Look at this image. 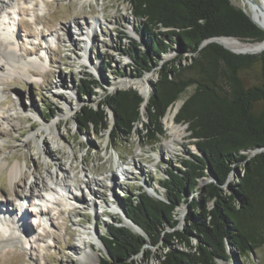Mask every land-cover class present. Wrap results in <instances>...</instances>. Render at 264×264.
<instances>
[{
    "label": "rangeland",
    "instance_id": "1",
    "mask_svg": "<svg viewBox=\"0 0 264 264\" xmlns=\"http://www.w3.org/2000/svg\"><path fill=\"white\" fill-rule=\"evenodd\" d=\"M232 1L251 13L244 0ZM7 2L9 6L0 10L3 47L8 42L2 39L1 32L16 26L19 57L27 62L36 58L44 66L39 70L37 64L36 67L29 65V71L38 72L10 73V76L7 72L0 80V198L13 209L19 204L17 198L28 195L24 207L28 212L24 219L28 231H21V239L0 249V258L6 251H16L8 256L6 263L0 264H102L106 248L99 236L106 233L107 224L116 220L128 225L122 198L133 194L137 200L136 194L142 189L158 195L159 191H151L155 186L157 190L162 189L159 180L166 175L167 168L181 167V158L198 149L190 144L187 125L175 121L177 110L173 111V107L168 113L174 115V120L164 117L166 134L155 144L145 142L137 133L116 142L111 134L112 111L107 130L81 131L78 127L76 116L80 109L88 102L95 105L107 93L131 86L144 96L146 90L149 97L153 92L150 84L157 79V72H146L137 78L131 58L115 49H132L134 38L142 43L141 50L147 49L139 32L140 21L131 15L127 0ZM88 30L94 38L84 41ZM48 38L55 44H48L47 48ZM176 54V51L165 54L161 62ZM182 63L186 60L182 59ZM86 72L92 73L103 85L97 88V96L78 92V80L86 77ZM245 77L247 84L259 82L255 72ZM192 91L190 87L179 102L182 104ZM143 113H146L145 108ZM170 123L182 127V135L174 141H171L174 135L170 132ZM14 166L18 167L15 177L11 176ZM64 166L69 173L68 182H78L77 187L72 188L78 200L68 196L70 184H57L58 187L50 183L48 173ZM85 172L91 178L88 184ZM237 174L235 171L231 180H235ZM45 184L51 191L42 189ZM33 194L44 195L42 205H35L40 199H35ZM198 195L199 192L191 194ZM0 204L6 207L3 202ZM34 207L44 211L32 212ZM61 210L63 213L58 215ZM17 211L20 212L13 210L14 214ZM189 211L185 202L178 208V228L183 229L188 224ZM8 230L7 224H0V231ZM86 233L91 236L87 238ZM145 247L153 251V256L147 259L143 251L137 256L138 264H160L163 244ZM229 250L233 258L225 264H264V247L248 255H240L232 247Z\"/></svg>",
    "mask_w": 264,
    "mask_h": 264
},
{
    "label": "trees",
    "instance_id": "2",
    "mask_svg": "<svg viewBox=\"0 0 264 264\" xmlns=\"http://www.w3.org/2000/svg\"><path fill=\"white\" fill-rule=\"evenodd\" d=\"M127 1L147 49L141 50L136 38L132 49H115L131 58L137 78L157 72L155 92L148 99L132 86L107 93L80 109L78 127L107 130L112 111L116 142L137 133L155 144L166 134L163 119L169 109L193 87L175 121L187 125L198 152L181 158V167L167 168L159 180L162 197L142 189L137 200L133 194L122 198L123 210L144 233L120 219L107 224L99 236L106 248L102 264H138L143 251L147 259L153 256L147 244L160 243V264H225L233 258L229 245L240 255L255 253L264 247V152L251 156L264 146V51L235 53L205 41L216 36L260 41L264 29L232 0ZM172 51L176 56L161 62ZM251 71L259 82L247 84ZM85 76L78 80L79 94L97 96L103 85L92 73ZM195 192L199 197L191 196ZM184 202L190 211L180 229L178 208Z\"/></svg>",
    "mask_w": 264,
    "mask_h": 264
},
{
    "label": "bare ground",
    "instance_id": "3",
    "mask_svg": "<svg viewBox=\"0 0 264 264\" xmlns=\"http://www.w3.org/2000/svg\"><path fill=\"white\" fill-rule=\"evenodd\" d=\"M7 1L8 0H0V10L2 8H4V7H8L9 6ZM244 2L246 4V6L249 8V10H250L251 14L253 15L254 19L260 25H262L264 27V11L259 7L260 1L259 0H244ZM21 9H23V8H21ZM96 24H98V23H96ZM9 29L6 28L4 32L3 31L1 32V34L3 35L2 39H4V40L7 39L8 43H7L6 47H3L4 44L2 43V41H0L2 43L1 48H0V52H1L0 53V80L4 78L5 73H7V72H8L7 76L8 75L10 76V73L22 72L24 74H27L26 73V71H27L30 74H34L33 72H38V70H33V69L30 70V71H33V72H30L27 68H28L29 65L36 67L35 65L37 64V69L40 70L41 67L44 66V63H43V66H42V64L39 63V61L36 58H34L33 61L29 60V62H27V60H24L23 58H20L19 57V53H18V44L16 42V40L18 38V27L15 26L14 28H11V30H9ZM88 32H89V30H88ZM90 34L92 36V33H89L88 35H86V37H88L89 39L91 38V36H89ZM83 39H84V41H86L85 37ZM218 40L221 41L228 48H230V49H232L234 51H238V52L258 51L259 49H262V47H264V42L263 43H251V42H246V41L241 40V39L236 38V37L223 36V37L218 38ZM53 42L54 41L51 38H48L47 43H46L47 48H48V44H55ZM88 43H90V42H88ZM88 43L86 44L87 46H88ZM44 61H46V60H44ZM96 70H97V68H96ZM148 94L149 93L146 90L145 98H147V99L149 97ZM179 101L173 107L174 108L173 111H176V110H178V108H180L181 103ZM173 116L174 115L171 112H169L166 115V118L170 117L171 120H174ZM170 124H171L170 125V128H171L170 132H171L172 135H174L173 138H171L172 139L171 141H174L176 139V137H180L182 135V132H181L182 131V127L179 126V125H174L173 123H170ZM55 126H57V123H55ZM17 170H18L17 166L12 167L11 168V176L15 177L17 175ZM85 176L87 177V182L86 183L88 184L89 181H91V178H88V175H87L86 172H85ZM48 178H49L51 184H56V186H58V187H59V185H57V184H62V183L65 184V185L70 184V186L68 185L69 188L67 186V190H68L67 192L69 194V195L68 194L67 195L70 198H73L74 200L75 199L78 200L79 196L76 195L73 192V190H72L73 187H77L78 182L77 181H73V183L72 182L71 183L68 182L69 173L67 171V167L66 166L59 167L55 171L49 172L48 173ZM37 181H39L38 178H37ZM42 189L51 191L50 190L51 187H49L46 184L44 185V187H42ZM63 189H65V188H63ZM157 191H159V190H157V188L155 186V188H153V190L151 192H157ZM34 196H35V199L36 198L40 199V202H38L39 204L35 203V205L36 206L42 205V202L45 200L44 199V195H42V194L40 195L39 194V195H34ZM20 197H26V199L28 200V195H26V196L21 195ZM3 200L4 199L0 198V203L3 202V205L6 206V207L3 208V206H1L2 204H0V224H7L9 226V230H8L9 232L6 231L4 233V232L0 231V249L4 245L6 246V244H9L11 242H15V241L21 239V237L23 235L22 232L26 233V231H28V228L26 227L27 223L24 220L27 217L28 212L25 211V213H24V211H22L23 210V206L21 204H16L17 206H13V209H9V206L7 204L5 205L4 204L5 202ZM25 205H26V202H25ZM93 207H94V205H93ZM35 208L36 207L33 208L32 212H34V211H38L39 212L41 210L44 211L41 207L36 208L37 210ZM71 209H73V208H71ZM10 210H12V211H10ZM13 210L14 211L20 210V212L17 211L14 214ZM39 213H41V212H39ZM61 213H63L62 210L58 212V215L61 214ZM20 220L22 221L21 223H23V225H24L23 227L19 223ZM125 223L130 225L127 221H125ZM133 229L135 230V228H133ZM89 235H88V233H86L85 236L87 238H89ZM13 250H15V249H13ZM15 252L16 251H12V250L4 252V254L0 258V263H6L8 261V256L10 254H12V253H15Z\"/></svg>",
    "mask_w": 264,
    "mask_h": 264
},
{
    "label": "water",
    "instance_id": "4",
    "mask_svg": "<svg viewBox=\"0 0 264 264\" xmlns=\"http://www.w3.org/2000/svg\"><path fill=\"white\" fill-rule=\"evenodd\" d=\"M260 1V5H259V7L264 11V0H259ZM240 7H242V9H244V11L246 12V13H248V10L245 8V7H243V6H240ZM249 14V13H248ZM250 15V17L252 18V20L258 25V26H260L262 29H264V27L262 26V25H260L255 19H254V17H253V15L250 13L249 14ZM218 38H220V36H216V37H213V38H210V39H208V40H206L205 41V43H208V42H211V41H216V42H219V43H221V44H223L221 41H219L218 40ZM237 38V37H236ZM246 42H251V43H263L264 42V39L263 40H260V41H254V42H252V41H246ZM224 45V44H223ZM225 46V45H224ZM226 48H228L227 46H225ZM228 49H230V48H228ZM231 51H233V52H235V53H241V54H259V53H261V52H263L264 51V47H262V49H259L258 51H246V52H238V51H234V50H232V49H230ZM151 87H152V89H153V91L155 92V87L152 85V82H151ZM145 108V107H144ZM179 110V109H178ZM178 110H177V112H178ZM260 152H264V146H260V147H258L257 149H255V150H253L252 151V153H251V156H254V155H256L257 153H260ZM236 171V170H235ZM148 193H150L149 191H148V189L146 190ZM151 194V193H150ZM157 196H160L159 194L157 195ZM124 213H125V217H126V219L128 220V222H129V224L130 225H127V226H129V227H131V228H135V227H137L138 229V231L139 232H142V233H144V231H143V229L139 226V225H137L136 223H134L129 217H128V215H127V213L124 211ZM229 247H231L230 245H229Z\"/></svg>",
    "mask_w": 264,
    "mask_h": 264
}]
</instances>
